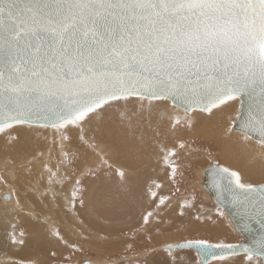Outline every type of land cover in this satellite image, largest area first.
<instances>
[{"label": "snow or ice", "instance_id": "obj_1", "mask_svg": "<svg viewBox=\"0 0 264 264\" xmlns=\"http://www.w3.org/2000/svg\"><path fill=\"white\" fill-rule=\"evenodd\" d=\"M244 94L254 103L241 127L264 145V0H0V131L83 132L131 96L211 112ZM216 175L264 229V185L225 167ZM256 243L264 258V235ZM178 247L197 249L203 264L253 251L206 238Z\"/></svg>", "mask_w": 264, "mask_h": 264}, {"label": "bare ground", "instance_id": "obj_2", "mask_svg": "<svg viewBox=\"0 0 264 264\" xmlns=\"http://www.w3.org/2000/svg\"><path fill=\"white\" fill-rule=\"evenodd\" d=\"M240 100L237 96L213 108L211 112H205L200 109L183 111L184 108L168 98L131 96L112 102V105L116 104L112 111L110 107L105 106V110L94 115L91 122L84 126L83 132L71 126L58 130L27 124L3 129L0 131V179L4 185H0V191L8 188L12 198L10 201L0 198L1 223L10 225L9 220L16 219L18 214L25 220L26 235L29 234L23 251L25 253L33 237L45 238L47 233L55 230L51 220L44 218L43 209L36 207L41 205L45 189H65L61 194L65 200L70 197V191H73V182L85 178L89 181L91 189H95L100 182L107 183L102 189H125L120 198L112 194L116 199L112 198L111 203L115 204H108V208L118 216L119 213L126 214V211L131 214V210L135 209L131 216L117 218L121 224H127L126 222L137 213L139 218L143 214L141 211L147 202L144 189H162L166 185L167 188L171 187L174 182L168 181L166 176L173 174V167L177 169L171 161L183 156L191 157L199 143L202 144L200 147L205 149L198 150L199 152L208 154L206 149L213 151L220 161L239 172L242 180H260L264 175V145L248 134L235 130L232 125L240 108ZM246 135L248 139H245ZM3 136L6 138L4 143ZM180 143L184 147L182 148L188 151L183 150L182 155ZM101 158L107 162L115 159V167L101 164ZM119 164L127 167L123 168ZM87 170L92 172L86 174ZM121 172L124 173L123 177ZM57 174H61L60 179L55 178ZM15 178L19 179L21 184L14 185L17 189L28 190L13 191V197V189L8 183ZM64 181L66 183L63 184ZM202 183L201 176L198 185L203 189ZM204 192L213 202L206 189ZM97 197L88 203L86 210L96 216L99 214L100 205ZM201 203L196 200L192 208L199 211ZM197 211L194 213H198ZM218 220L213 218L209 222L213 231H235L229 220L231 225H224V221L220 223ZM217 224L219 227L215 228L214 225ZM22 234L19 230L10 231L4 241L3 234L0 233V245L7 246L11 256L12 250L21 252V240L25 237ZM11 256L9 258L16 264H22L16 257Z\"/></svg>", "mask_w": 264, "mask_h": 264}, {"label": "rangeland", "instance_id": "obj_3", "mask_svg": "<svg viewBox=\"0 0 264 264\" xmlns=\"http://www.w3.org/2000/svg\"><path fill=\"white\" fill-rule=\"evenodd\" d=\"M115 108L116 104L112 105L110 110L112 111ZM184 110L185 109H183V111ZM4 140L6 141V138L3 136L2 143H4ZM181 145L182 143L179 144V148ZM201 145L202 144L199 143L191 157L183 156L181 159L177 160L175 158L171 161L173 162L172 164L175 163L177 168L171 176H166L168 181L174 182L171 187L169 186L167 188L166 185L162 189H144L147 201L144 206L145 210L143 207L141 211L143 212L142 216L139 218L137 213L135 217H131L128 222H126L127 224H123V222L121 224L120 219L124 216H131L135 209L131 210V214L129 213L130 211H126L124 215L119 213L120 216L116 214L117 217L112 210L108 208V204L111 203L114 197L113 195L115 194V197L117 196V198H120L125 193V191H123L125 189H102L104 184L107 183L103 184L101 182L98 186L94 187L95 189H91V186L88 185L89 181L85 178H79L73 182V191H70V197H66L65 200L61 197L65 189H45L41 205L36 206L35 203L34 205L39 210L43 209L44 218H49L51 220V224L54 226L55 230L53 231L52 229L49 234L47 233L45 238L33 237L24 253L23 251L27 245V239L29 238V234L26 235L27 224L25 220L18 214L16 219L9 220L8 223H10V225L8 226L3 225L0 221V233L3 234L4 241L10 231L16 232L19 230L21 234L23 232L26 237L21 240L23 245L21 252L19 250H12L14 254H12V256L7 246L0 245V264H16L9 256L16 257L22 264H163L165 261H167L168 264H200L197 254L192 250L168 252L157 248L162 243L205 238L211 240L213 243L223 241L234 244L242 241V235L233 231V226H231L232 230H230L228 225L230 230L228 232L213 231L209 226V224H211L209 222H211L213 218L217 220L219 218L218 222L221 221L220 223L224 221V225L230 224L231 220L223 208L218 206L214 201L212 202L208 199L204 192L205 188L203 185V189L200 187L201 185H198V180L202 176V171L212 162H216L232 171L236 170L226 165L224 161H220L213 151L209 149H206L208 154L199 152L198 150L205 151V149L200 147ZM183 148L180 152L183 150L188 152ZM180 154L182 155L183 152ZM107 165L115 167V159L107 162ZM119 165L123 168L127 167L123 164ZM89 172L92 171L87 170L86 174ZM60 176L61 174H57L55 178L60 179ZM242 179L243 178H241V181H244V183L247 182L254 185L264 184V180H261L264 179V175H262V178L260 177V180L257 178L252 180ZM64 183H66V181H64L63 184ZM8 184L11 185L13 189L12 194L13 191L19 192L21 190H28L17 189L14 186L21 185L20 180L17 178ZM0 185H4L1 179ZM98 187L100 189H97ZM153 194H155V196H153ZM6 195H10L9 198H5ZM96 197L97 200H100L98 216L86 212L89 206L88 203H90L92 199H96ZM102 197L103 199L101 200ZM0 198L5 201H10L12 198L11 191L8 190V188H4V190L0 191ZM115 199L113 198V200ZM161 199L165 201L164 204H160ZM196 200L200 203L206 201L204 204L208 206L201 203L202 207L197 211L192 208L196 204ZM111 204L114 206L115 202ZM204 207L207 208L205 209ZM195 211L198 213L195 214ZM168 212L170 214H168ZM174 212H176L177 215ZM148 213L152 215L148 216ZM171 213L175 215H171ZM221 213H223V215H221ZM145 217H147V223H145ZM197 217H199V219H197ZM117 218L120 219L118 220ZM214 227L218 228L219 225H214ZM56 233H59V235ZM249 256H251V259H249ZM209 264L262 263L261 258L258 256L239 254L227 256L224 257V259H212Z\"/></svg>", "mask_w": 264, "mask_h": 264}, {"label": "water", "instance_id": "obj_4", "mask_svg": "<svg viewBox=\"0 0 264 264\" xmlns=\"http://www.w3.org/2000/svg\"><path fill=\"white\" fill-rule=\"evenodd\" d=\"M241 98V103H240V110L238 117L236 121L233 124V128L235 130L244 132L251 136L252 138L259 140V136L251 131H247L241 127V124L244 120V118L247 117L248 114V109L250 104H253L254 101L249 98L247 94L240 95ZM152 98V97H149ZM163 98H168L170 99L173 103L178 105L179 107L184 108L187 111L193 110L190 108L188 105L184 103H180L177 100L172 99L171 97H163ZM200 109V108H196ZM29 125V124H27ZM30 125H35V126H41L39 123L35 124H30ZM50 127V126H48ZM219 167H224L216 162H212L208 167L204 168L202 171V185L208 192V194L213 198L215 203L223 208L229 219L231 220L235 231L242 235L243 240L234 243V245H247L249 248L253 249L252 253H247L243 250L239 252V254H249V255H254L258 256L261 258L262 263L264 264V258L261 256V249L259 248L258 244L256 241L260 239L262 235H264V229L261 228L260 224L257 223L255 220L250 219L249 216L244 212V209L237 204L233 198L232 194L226 190H224L222 187H219L220 185V180L219 177L216 175V169ZM226 168V167H225ZM259 185H264V184H259ZM5 198H9V196H5ZM188 241H194V240H188ZM188 241H175V242H167V243H162L157 249L160 250H166L168 252H173V251H178V250H192L194 251L198 258L200 264H203L202 257L198 254L197 249L195 248H181L178 247V245H182L187 243ZM235 254V255H239ZM235 255H226L227 256H235ZM212 259H209V262Z\"/></svg>", "mask_w": 264, "mask_h": 264}]
</instances>
